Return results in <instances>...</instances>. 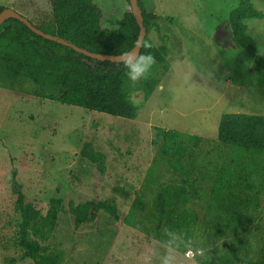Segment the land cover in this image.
<instances>
[{"label":"rangeland","instance_id":"rangeland-1","mask_svg":"<svg viewBox=\"0 0 264 264\" xmlns=\"http://www.w3.org/2000/svg\"><path fill=\"white\" fill-rule=\"evenodd\" d=\"M142 2L158 15L148 38L163 49L169 69H151L155 85L146 100L142 81H128L129 98L139 107L134 119L36 97L29 84L20 90L0 87V264H33L14 243L19 194L43 216L51 199L62 200L65 211L41 244L42 254L60 253L62 264H144L145 255L164 251L166 237L162 230L157 233L156 194L183 180L198 193L187 205L197 223L185 234L194 246L208 249L209 258L200 264L217 262L230 250L237 255L232 264L263 259L264 155L237 160L234 151L217 141L222 114L264 116V71L250 69L246 52L228 34L226 21L238 0ZM250 2L264 14V0ZM0 6L34 24L50 16L48 0H0ZM245 24L258 54L264 55V18ZM168 130L203 139L185 155L183 175L162 152V132ZM85 153H98L100 160ZM243 162L257 167L235 181L247 202L236 225L213 199L212 187L223 167L231 165L240 173L237 166ZM137 197H143V212L134 208ZM70 202L92 203L95 218L76 228L67 210ZM99 202L113 203L118 220L98 210ZM152 264H159L155 255Z\"/></svg>","mask_w":264,"mask_h":264},{"label":"trees","instance_id":"trees-1","mask_svg":"<svg viewBox=\"0 0 264 264\" xmlns=\"http://www.w3.org/2000/svg\"><path fill=\"white\" fill-rule=\"evenodd\" d=\"M50 16L46 22L34 24L44 33L57 36L65 42L96 54L119 55L130 51L134 46L139 27L131 12L129 0H48ZM146 29L144 40L152 47L141 48L140 53L151 52L156 65L169 69L162 48L155 46L148 38L152 22L158 15L149 12L142 0H137ZM5 7L0 6V12ZM23 16V15H22ZM262 19L264 14L257 10L250 0H238V5L228 16L226 24L233 42L242 48L251 63L252 71H264V55L257 52L253 38L247 33L245 21ZM153 66V67H154ZM127 70L120 63L98 61L75 52L68 46L49 41L34 34L23 23L8 19L0 25V87L20 90L29 84L30 93L36 97L59 102L69 106L99 112L108 116L132 120L136 117L138 106L129 98ZM151 73L142 80L145 100L154 90ZM162 152L172 160L173 169L185 174L183 159L188 151L195 149L203 139L177 131H163ZM217 141L236 153L237 160L247 157L248 161L264 155V116L243 113L222 114L217 128ZM91 160L98 162L100 155L92 153ZM238 163V162H237ZM240 173L234 172L231 165L222 168L220 176L212 187V197L223 214L238 225L240 213L246 210L247 202L239 193L237 182L243 178L244 171L256 170L245 162L237 166ZM102 170V168H99ZM197 191L186 180L180 185L161 187L155 198L157 233L168 227L184 233L192 232L197 219L187 209ZM113 221L118 220V210L111 202L95 205ZM19 232L14 243L33 264H62L60 253L42 254V243L48 241L59 213L64 212L62 200L51 199L46 214L23 201L19 194ZM92 203L68 204V212L74 218V226L81 227L91 222ZM137 211L145 210L143 197L134 200ZM219 256L212 264H232L237 259L234 251ZM264 264V257L255 262Z\"/></svg>","mask_w":264,"mask_h":264},{"label":"clouds","instance_id":"clouds-1","mask_svg":"<svg viewBox=\"0 0 264 264\" xmlns=\"http://www.w3.org/2000/svg\"><path fill=\"white\" fill-rule=\"evenodd\" d=\"M151 47L152 44L149 41L138 38L131 51H124L115 58L127 70L126 75L133 85L148 79L151 69L156 64V59L151 52L141 54L139 51L141 48L149 49ZM195 71L196 69L193 68V72ZM211 75L209 73V77ZM162 232L166 237L162 242L163 254L145 255L144 264H152L153 255L157 257L159 264H181V257L184 264H200L201 260L209 258L208 249L194 246L193 240L188 238L184 232L168 227H164ZM182 249L183 251H181Z\"/></svg>","mask_w":264,"mask_h":264},{"label":"water","instance_id":"water-1","mask_svg":"<svg viewBox=\"0 0 264 264\" xmlns=\"http://www.w3.org/2000/svg\"><path fill=\"white\" fill-rule=\"evenodd\" d=\"M129 3H130L131 12H132V14L136 20L138 27H139L137 39L138 38L144 39L146 37V29H145L144 24H143V18H142L141 11L138 7L137 0H129ZM8 19H16V20L20 21L21 23H23L34 34L41 36L42 38H44L46 40L56 41L62 45L68 46L71 49H73L75 52L80 53V54H82L88 58L98 60V61H109V62L119 63L115 59L118 55L112 56V55H106V54L92 53V52H89L85 49H82V48H80L74 44L65 42L62 39L58 38L57 36L44 33L43 31H41L40 29H38L34 25H32V23L26 17L22 16L21 14H19L18 12H16L15 10H13L11 8H5L4 10H2L0 12V25L3 24ZM137 39H136V41H137ZM218 41H220V38H218ZM134 47H135V44L132 47V49Z\"/></svg>","mask_w":264,"mask_h":264}]
</instances>
